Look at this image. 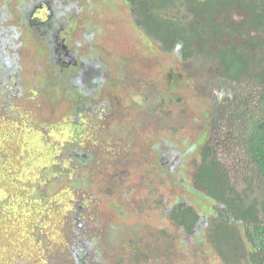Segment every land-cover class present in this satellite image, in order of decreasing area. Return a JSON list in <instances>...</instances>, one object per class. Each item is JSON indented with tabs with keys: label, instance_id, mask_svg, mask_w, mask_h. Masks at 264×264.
<instances>
[{
	"label": "rangeland",
	"instance_id": "1",
	"mask_svg": "<svg viewBox=\"0 0 264 264\" xmlns=\"http://www.w3.org/2000/svg\"><path fill=\"white\" fill-rule=\"evenodd\" d=\"M35 1L0 0V14L6 18V23L0 26V40L23 33L24 42L19 43L16 53L21 59L20 64L17 60L14 65L26 69V73L20 80L21 95L16 97L12 89V96L15 97L13 104L20 107L18 109L25 108L29 115L25 119L27 132H23V127L14 122L0 119V212H5L9 207L26 210V205L39 197L40 193L48 199L31 204L34 212L29 226L21 218L22 215L4 218V214H0V264H75L73 254H77L82 246L86 247V264H220L209 249H202L200 235L189 238L166 220L169 208L185 202L195 205L202 215H208V221L216 213L214 203L191 188L186 180L189 177V162L198 155L201 140H204L203 130L199 126L202 125L204 129L206 126L199 117L201 124L188 127V134L182 136L184 142L178 146V153L169 155L173 157L174 164L179 162L174 172L159 170L158 151L162 143H168L162 139L165 137L164 126L169 123L162 117L161 108L168 110L169 107H162L154 99L143 105L136 98L138 108H135L136 99L133 103L127 101L125 93L128 89L141 90L138 83L140 76L152 79L155 74L161 82L166 74L168 78L177 80L175 73L181 72V63L174 54L163 53L156 43L135 29L124 0H103L115 10L123 11L122 15L113 16V10L109 7L111 11L106 20L108 26L114 29L105 34L111 36V45L106 46V42L99 39L90 45L97 54L102 47L114 54L107 60L109 62L113 57L111 76L115 79L126 77L124 74L116 75L118 68L131 72L135 69L136 82L130 86L122 82L124 88L121 95H117L121 99V107L116 109H124L123 116L125 109L130 110L128 114L132 113V120L128 126L135 131L119 135L121 144L128 152L122 163L120 156L107 155L104 164L100 165L102 168L87 173L88 186L84 190L90 192L88 208L83 206L82 213L63 208L68 205V192L66 194L64 188L69 181H48L55 175L68 174L71 169L68 163L70 157L65 151L68 142H65L67 130L64 127L65 122L70 121L68 112L76 100L74 92L76 94L79 90L84 95L87 89L82 88L84 82L80 84L79 79L71 87L68 76L64 79L61 76L59 79L53 77L52 63L43 55V51L38 52L44 42L35 40L29 30L20 24L25 18V11H29ZM94 1L88 0L87 4ZM82 5L80 2L79 6ZM89 19L90 14L82 9L76 22L67 24L66 31L73 36L74 33L80 34L81 27ZM100 25L102 23L96 25L97 28ZM76 28L78 30L74 32ZM74 41L78 42V39ZM15 47H10L13 53ZM87 51H90L89 47ZM35 68L47 81L46 84L32 75ZM2 73L1 70L0 75ZM12 74H17L14 69ZM53 78L55 83L51 87L48 84ZM176 88L185 96L188 114L194 112L199 115L201 112L202 115L207 111L208 105L203 104L190 90L180 85ZM149 108L156 110L154 120L146 112ZM39 119L42 120L43 133L32 131V126L35 127ZM56 132L58 136H54ZM42 134L47 138H42ZM123 136H126L124 141ZM53 137L59 142L60 150L58 146L54 147ZM117 163L122 164L124 171L117 172L116 178L105 175L113 172L118 167ZM153 201L160 202L161 206L154 205ZM43 203L47 205V213L42 209ZM162 232L167 233L166 237H161ZM28 234L32 237H28ZM131 242L136 244L135 248L129 245ZM145 257L149 258L148 262L144 261Z\"/></svg>",
	"mask_w": 264,
	"mask_h": 264
},
{
	"label": "trees",
	"instance_id": "2",
	"mask_svg": "<svg viewBox=\"0 0 264 264\" xmlns=\"http://www.w3.org/2000/svg\"><path fill=\"white\" fill-rule=\"evenodd\" d=\"M133 1L141 29L178 57L209 103L210 139L195 180L217 206L204 243L220 264H264V0ZM13 65L0 59L2 72ZM44 198L26 210L9 207L4 218L22 215L29 226L31 204ZM199 217L181 203L171 220L194 238ZM76 253L75 264H86V247Z\"/></svg>",
	"mask_w": 264,
	"mask_h": 264
},
{
	"label": "flooded vegetation",
	"instance_id": "3",
	"mask_svg": "<svg viewBox=\"0 0 264 264\" xmlns=\"http://www.w3.org/2000/svg\"><path fill=\"white\" fill-rule=\"evenodd\" d=\"M124 1L128 6L127 14L130 15L135 29L144 34L145 37L151 41L135 20L134 6H137V4L133 0ZM68 2H70V4H68ZM80 2L83 4L82 7L79 6ZM87 2L85 0H36L30 10L25 11V18L20 22L22 26L29 30L35 40L39 39L44 42L43 48H41L40 51L38 50V52L42 53L43 51V55L52 63V76L58 79L60 76L62 79L68 76L67 80L68 83L71 84V87H73L74 82L79 79L78 81L80 84L84 82L82 88L87 89V93L84 95L83 92L79 90H77L78 92L76 94L74 92V98L76 100H74V104L68 112L71 116L70 121L65 122L66 126L64 129L67 130V136H65L67 140L65 142H68L65 151L70 157L68 163L71 169H69L66 175H55L52 177V180L57 181H48L56 183L62 180L69 181V185L64 188V190L68 189L69 197L68 205L66 204L64 208L72 210L73 213H82L83 206L88 208V199L90 198L88 195L90 192L87 193L84 190V187L88 186L87 173L102 168L100 165L104 164L103 161L107 155H112L115 158L120 156L122 163V160L128 152L121 144L122 140L119 135L123 132L135 131L128 126V122L132 120V113L130 115L128 114L130 110L125 109V116H123L124 109L120 111L116 110L121 107V99L117 96L119 94L121 95L122 88H124L121 84L123 82L129 86L131 84L134 85L136 82L135 69L131 72L118 68L116 75L122 76L124 74L126 77H118L115 79L111 76V71L113 70L111 60L113 57L109 62L107 58L114 54L105 47H102L97 54L94 52V47L90 45L91 42L95 43L98 39L106 42V46L109 44L111 45L113 41L111 36L107 37L105 34V32L114 29L108 26L106 20L108 13L111 11L109 8L111 6L107 5L103 0H95L91 2V4H87ZM111 8L113 10L111 15L119 16L123 14V11H117L113 7ZM82 9H84V12L87 11V13L90 14V19L87 24L81 27V33H74L73 36L71 32L68 30L66 31V27L67 24H71L72 21L73 23L76 22ZM5 23L6 18L3 14H0V26ZM100 23H102V25L99 26L100 28H97L96 25ZM77 30L78 28H76L74 32H77ZM74 39H78V42H75ZM22 42H24L22 32L13 35L10 39L4 38V40H0V59L6 61L13 59L11 61L13 63L18 60L17 63L20 64L19 62L21 59L16 53H18L19 50V43ZM81 44H84V46H81ZM11 45L17 46L14 49L15 53L11 51ZM88 47L90 51H87ZM49 48H51V50H49ZM114 58L117 59V56L115 55ZM126 61L130 62L131 60ZM181 68V72L175 73L178 76L177 80L168 78L166 74L162 76L161 82L158 81L155 74H153L152 79L140 76L138 83L141 90L138 89L135 91L128 89L125 93V98L131 103H133L136 98H139L141 104L149 103L150 99H154L157 103H160L162 107L168 105V110L161 108L162 117L169 122L164 126L165 137L162 139L168 141V143H162L158 151L159 164L157 163V166L159 170L162 171L174 172L176 167L179 166V162L174 164L173 157H169V155L178 153V146L183 145L184 142L182 136L188 134V127L190 125L201 124L198 119L201 117L202 123H205L206 126V129H204L202 125L199 126L203 130L204 140H201L198 155L189 162V177L186 180L189 182L191 188L198 191V193L206 195L212 203H214V207H216L217 205L214 200L202 190V187H200L195 180L198 168H200V165L203 163V147L210 139L209 106H207V111L202 113V115L201 112H199V115L194 112L188 114L185 96L182 95L176 87L178 85L185 87L196 95L203 104L206 103L209 105V103L200 91L201 84L197 79L187 78L186 73H184ZM12 69H14L17 74H12ZM147 69L150 70L149 68ZM37 70L36 68L33 69L32 75L36 77V80L46 84L47 81L45 82L42 75L36 72ZM25 73L26 69L15 64L10 68V71H4L0 75V119L7 122H14V124L22 126L23 132H27L25 119L29 115L26 113L27 110H25V108L18 109L20 107L13 104V98L15 97H13L12 94L14 91L15 95H17L16 97L21 95L20 80L24 78ZM14 76H16V78L12 79ZM188 79L191 82H189ZM50 81L51 83L48 85L52 87L55 80L53 78L52 80L50 79ZM64 82L67 83L65 80ZM137 102L136 99L135 108H138ZM146 112L149 114L151 120L155 119L156 110L149 108ZM158 114H160L159 111ZM41 121L42 120L39 119L35 122V127L32 126V131L43 133L44 128L41 126ZM28 131L30 132V130ZM60 134H63V132L60 131ZM58 135L59 133L56 132L54 136ZM43 137L44 135L42 134V138ZM46 138L47 137H44V139ZM52 139L54 140V137ZM122 139L123 141L126 140V136H123ZM58 143V141L54 140V147L58 146ZM47 145L49 146V144ZM58 147L60 150L61 146ZM55 158L58 161V157L55 156ZM117 165L118 167H116L113 172L105 175H111L116 178L118 175L117 172L122 173V171H124L122 169V164L117 163ZM151 181H153V179H151ZM152 203L156 206H161L160 202L153 201ZM185 203L194 211H199L195 205L187 202ZM162 204H164V200ZM173 210H175V207L169 208L167 210V216L165 217L169 224L171 223L172 226L178 228L177 223L171 220ZM3 213L0 212V214ZM199 214V222L195 225L198 232L196 236L200 235L202 237V239H199L203 244L202 249H210L211 247L207 243H204L203 239H207L206 231H208V229L207 227L205 229V224L211 219L208 221L206 215H202L200 212ZM76 225L81 226V224ZM181 231L184 232L183 229ZM129 245H131L132 248L136 246L134 242L129 243ZM144 261L148 262L149 258L145 257Z\"/></svg>",
	"mask_w": 264,
	"mask_h": 264
}]
</instances>
